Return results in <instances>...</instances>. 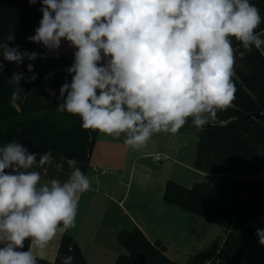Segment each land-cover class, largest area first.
Instances as JSON below:
<instances>
[{
	"label": "clouds",
	"instance_id": "1",
	"mask_svg": "<svg viewBox=\"0 0 264 264\" xmlns=\"http://www.w3.org/2000/svg\"><path fill=\"white\" fill-rule=\"evenodd\" d=\"M37 2L42 18L27 39L46 52L10 46L15 36L9 31L0 37V58L17 67L27 60L33 72L31 61L58 54L66 42L74 49L65 69L71 81L65 77L58 96L45 88L58 101L57 111L78 116L84 130L123 137L134 151L155 134L175 136L189 121L198 131L227 127L235 117L221 119L219 113L236 99L233 39L244 50L241 58L253 48L264 54L256 31L261 13L250 0H28ZM4 69L0 62V73ZM36 79L14 72L12 102L25 93L21 80ZM163 158L153 154L154 162ZM53 161L51 151L32 152L15 139L0 144V264H38L33 249H46L58 232L75 228L82 194L92 190L93 180L100 184L75 158L55 162L58 172L67 165L64 180H42L33 169ZM256 235L264 245V229ZM58 258L61 264L75 260Z\"/></svg>",
	"mask_w": 264,
	"mask_h": 264
},
{
	"label": "trees",
	"instance_id": "2",
	"mask_svg": "<svg viewBox=\"0 0 264 264\" xmlns=\"http://www.w3.org/2000/svg\"><path fill=\"white\" fill-rule=\"evenodd\" d=\"M41 4L30 5L28 0H0V37L9 31L15 36L20 50L42 52L41 45L30 42L27 37L35 34L42 18ZM237 50V61L233 78L236 99L226 112L219 113L221 119L235 117L227 127L208 128L199 131V141L195 167L206 173L220 176L217 187L196 181L186 186L169 179L164 200L199 215L223 227L226 238L223 245L213 241L205 250L192 255L186 264H240L245 249L264 250L257 241L256 230L250 223L264 215V55L253 48L242 58L244 51L233 39ZM73 57H38L33 72L27 70L29 61L17 67L7 61L0 73V144L10 140L20 141L30 151L44 153L51 151L55 162L60 158H75L78 166L86 174L94 150L98 131L84 130L78 116L57 111L55 97L45 103H33L40 97L46 86H51L59 95V88L65 82V69L71 65ZM14 72L25 76L35 74L37 79L27 83L21 80V99L12 102V92L16 85L10 78ZM52 73L48 80L45 75ZM68 82L71 77L67 76ZM35 89L36 91H33ZM250 113L258 116L246 118ZM65 171L68 172L65 164ZM124 242L128 252L121 253L114 264H140L136 254L142 253L148 264H180L168 256L166 246L160 241H150L143 230L136 226L129 230ZM25 242V249L28 244ZM71 245L73 251L68 252ZM73 255V264H88L75 238L64 233L58 248L56 260L48 262L38 258V264H61L58 258Z\"/></svg>",
	"mask_w": 264,
	"mask_h": 264
},
{
	"label": "crops",
	"instance_id": "3",
	"mask_svg": "<svg viewBox=\"0 0 264 264\" xmlns=\"http://www.w3.org/2000/svg\"><path fill=\"white\" fill-rule=\"evenodd\" d=\"M250 2L260 10L262 23L256 31L264 39V0ZM73 51L62 42L58 54L47 56L73 57ZM45 88L40 94L41 100L35 97L33 103H45L53 97ZM47 88L56 93L53 87ZM199 138V131L191 121L175 136L155 134L148 146L139 151L128 148L123 137L117 139L98 133L86 175L98 177L100 184L97 186L93 180L92 190L82 194L76 227L67 231L75 238L88 264H114L118 255L126 251L124 242L120 240L121 233L136 226L150 241L160 240L166 246L168 256L180 264H186L192 255L209 248L215 240L223 245L227 234L223 227H210L206 223L209 220L164 200L169 179L186 186L196 181L211 184V180L219 184L218 174L206 173L195 167ZM157 152L164 158L154 162L153 154ZM54 164L55 160L51 165L33 170L41 173L42 180H64L67 171L58 172ZM259 218L264 223V215ZM255 220L250 223L251 227L264 229L254 227ZM64 233L58 232L46 249H33L37 258L54 262ZM244 260L246 264H264V250L245 249L240 264H244Z\"/></svg>",
	"mask_w": 264,
	"mask_h": 264
},
{
	"label": "water",
	"instance_id": "4",
	"mask_svg": "<svg viewBox=\"0 0 264 264\" xmlns=\"http://www.w3.org/2000/svg\"><path fill=\"white\" fill-rule=\"evenodd\" d=\"M252 116H258V113H250V114H248L246 116V118H250ZM210 128H214V127H210ZM127 236H128V233L126 231H123L121 233V235H120V240L122 242H125V240L127 239ZM136 256H137V259H138V261H139L140 264H148L147 261H146V259H145V257H144V255L142 253H137Z\"/></svg>",
	"mask_w": 264,
	"mask_h": 264
},
{
	"label": "rangeland",
	"instance_id": "5",
	"mask_svg": "<svg viewBox=\"0 0 264 264\" xmlns=\"http://www.w3.org/2000/svg\"><path fill=\"white\" fill-rule=\"evenodd\" d=\"M65 43H66V42H65ZM66 44H67V43H66ZM211 185L217 187L219 184H218L217 181L211 180ZM206 223H208L209 225H211L210 227H221V226H219L218 224H216V223H214V222H210V221H208V222H206ZM253 226H254V227H264V223L262 222L261 218H259V219L255 220V222L253 223ZM126 252H128L127 248H126V251H125L124 253H126ZM245 261H246V260H244V264H246Z\"/></svg>",
	"mask_w": 264,
	"mask_h": 264
},
{
	"label": "built area",
	"instance_id": "6",
	"mask_svg": "<svg viewBox=\"0 0 264 264\" xmlns=\"http://www.w3.org/2000/svg\"><path fill=\"white\" fill-rule=\"evenodd\" d=\"M94 169H95L96 171H100V169H99L98 167H94Z\"/></svg>",
	"mask_w": 264,
	"mask_h": 264
}]
</instances>
